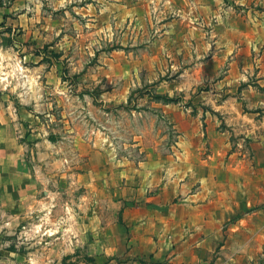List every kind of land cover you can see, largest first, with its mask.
<instances>
[{
	"label": "rangeland",
	"instance_id": "374dc122",
	"mask_svg": "<svg viewBox=\"0 0 264 264\" xmlns=\"http://www.w3.org/2000/svg\"><path fill=\"white\" fill-rule=\"evenodd\" d=\"M263 8L0 0V264H133L100 228L116 219L113 183L172 165L187 133L199 142L217 129L229 154L263 163L264 44L242 25ZM259 209L223 221L197 264H264V236L244 221Z\"/></svg>",
	"mask_w": 264,
	"mask_h": 264
},
{
	"label": "crops",
	"instance_id": "0c3cea01",
	"mask_svg": "<svg viewBox=\"0 0 264 264\" xmlns=\"http://www.w3.org/2000/svg\"><path fill=\"white\" fill-rule=\"evenodd\" d=\"M259 1L264 6V0ZM260 12L258 19L243 20L242 25L259 28L255 38L264 44V8ZM236 19L230 18L229 24L240 28ZM249 88L255 90L248 85L243 91ZM236 100L229 103L237 105ZM2 134L3 130L0 146ZM198 137L199 142L195 135L186 134L182 156L172 165L147 162L136 168L138 174L130 182L122 177L120 183H113L115 194L109 201L116 219L110 227L100 228L114 238L115 251L123 252L124 260L133 264L146 260L144 264H197L215 246L223 221L241 209L264 204V162L249 159L246 153L229 154L231 143L217 129L204 140ZM253 142L257 145L256 139ZM119 173L126 175L122 169ZM263 212H248L244 221L248 229L264 236ZM256 221L263 223L256 225Z\"/></svg>",
	"mask_w": 264,
	"mask_h": 264
},
{
	"label": "trees",
	"instance_id": "16d2710c",
	"mask_svg": "<svg viewBox=\"0 0 264 264\" xmlns=\"http://www.w3.org/2000/svg\"><path fill=\"white\" fill-rule=\"evenodd\" d=\"M160 98H164L166 101H169V102H171V101H176V99L171 98V97H169V96H167V97H160Z\"/></svg>",
	"mask_w": 264,
	"mask_h": 264
}]
</instances>
